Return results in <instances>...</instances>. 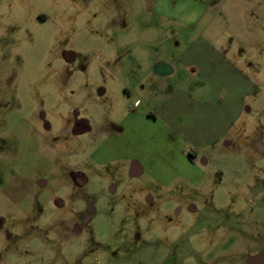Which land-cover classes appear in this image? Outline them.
Masks as SVG:
<instances>
[{
  "label": "rangeland",
  "instance_id": "rangeland-1",
  "mask_svg": "<svg viewBox=\"0 0 264 264\" xmlns=\"http://www.w3.org/2000/svg\"><path fill=\"white\" fill-rule=\"evenodd\" d=\"M233 2L0 0V264H264V0ZM201 39L228 80L180 61ZM160 69L241 99L224 135L152 113Z\"/></svg>",
  "mask_w": 264,
  "mask_h": 264
},
{
  "label": "crops",
  "instance_id": "crops-1",
  "mask_svg": "<svg viewBox=\"0 0 264 264\" xmlns=\"http://www.w3.org/2000/svg\"><path fill=\"white\" fill-rule=\"evenodd\" d=\"M153 1L156 4L158 2L166 1L169 3L168 8L172 9V6H170L172 2L177 1L184 4L186 2H190L191 0ZM233 1L234 0H229V3H232ZM181 13L184 14V17H186L185 15L187 14H192L189 11L187 12L186 9ZM229 13H232V11H230ZM180 56H182V60L180 59V61L185 62V65L195 66L194 69H197L200 72L201 75L199 76V79L201 78L202 81L210 82L209 77H211V79L221 82L228 75H230L222 67L224 66L225 62L224 57L219 52H216L215 49L210 46L209 43H207V41H204L202 39L197 43H193L192 45H190L189 49ZM169 76L171 75L163 72L162 69H160L157 71L154 70L153 72L148 71V74H146L144 78L139 77L142 81H154V84L152 85L154 90L148 89V91L144 95V98L148 99L146 105L150 109H152V113L156 116L155 111H157L160 116L166 121L167 125L169 126L168 128L174 130V132H176L181 138L184 139L187 138L191 141L192 139L196 138H200L201 140L205 139V142H207L206 144L208 145V143H213L214 141L219 139L220 136L224 135L223 116L225 114L227 120L230 121L232 118H234V115L236 116L237 114H239V108L242 104L241 99L239 98V100L233 102L232 112L230 111L228 106L222 105V107L220 106L219 108L217 103H215L213 108L210 109L209 105H206L203 100L198 98L199 96H197L196 99L190 98L186 93L183 92L182 87H176L171 91H166L167 84L163 81H165ZM133 77H135L136 81L138 80L136 75L131 76L132 79ZM221 78L223 79L221 80ZM133 80H130L129 82H132ZM225 80H228V78H226ZM138 86L139 84L136 86V88H138ZM138 89H140V86ZM210 111L213 113H210ZM209 113L216 117H218L219 113L222 115L221 123L218 124V126L215 128V131L212 133L207 132L209 131L207 127L209 126ZM202 122L205 126L200 124ZM198 125L206 129L204 137L199 135L196 136V134L193 133H197V129L199 127Z\"/></svg>",
  "mask_w": 264,
  "mask_h": 264
},
{
  "label": "flooded vegetation",
  "instance_id": "flooded-vegetation-1",
  "mask_svg": "<svg viewBox=\"0 0 264 264\" xmlns=\"http://www.w3.org/2000/svg\"><path fill=\"white\" fill-rule=\"evenodd\" d=\"M254 264H262V263L258 260L257 257H255V259H254Z\"/></svg>",
  "mask_w": 264,
  "mask_h": 264
}]
</instances>
